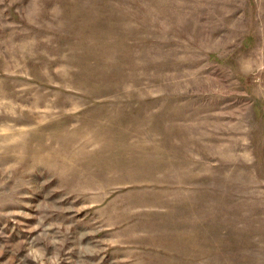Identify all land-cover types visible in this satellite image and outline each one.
<instances>
[{"label": "rangeland", "instance_id": "rangeland-1", "mask_svg": "<svg viewBox=\"0 0 264 264\" xmlns=\"http://www.w3.org/2000/svg\"><path fill=\"white\" fill-rule=\"evenodd\" d=\"M0 264H264V0H0Z\"/></svg>", "mask_w": 264, "mask_h": 264}]
</instances>
